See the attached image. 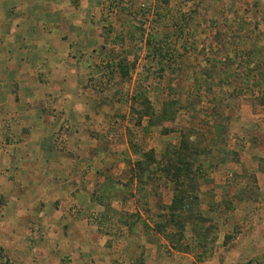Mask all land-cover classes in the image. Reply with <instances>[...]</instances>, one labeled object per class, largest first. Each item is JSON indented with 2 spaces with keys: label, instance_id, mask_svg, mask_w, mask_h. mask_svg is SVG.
<instances>
[{
  "label": "rangeland",
  "instance_id": "rangeland-1",
  "mask_svg": "<svg viewBox=\"0 0 264 264\" xmlns=\"http://www.w3.org/2000/svg\"><path fill=\"white\" fill-rule=\"evenodd\" d=\"M1 1L9 6L8 0ZM60 3L58 7L69 8L62 12V23L69 24L72 20L71 34L78 42L70 40L64 29L55 35H61L67 47L71 45V53L68 51L67 56L56 53L51 61L55 68L45 62L52 58L50 52L47 54L50 57H45L43 62L39 59L40 51L33 52L30 61H24L32 68L22 65L20 59L25 54L21 49L26 46L36 49L38 36L48 42L50 35L44 33H53L54 28L40 27L38 21H33V26L21 36L23 14L4 11L0 13V22L9 16L11 24L0 29V54L4 58L0 60V70L14 68L17 73L26 74L30 82L39 79L44 89L61 87L66 90L63 94L66 96H71L70 91L77 85L82 91L81 102L88 100L87 105L93 109L90 114L104 110V121L109 117V129L102 128L106 134L98 132L104 141L103 148L109 151L117 141L121 151L111 152L113 155L104 159L94 154L89 207L72 211L60 206L64 221L51 232L44 245L40 243L36 216L29 220V235L18 238L23 242L21 247L18 245L20 251H12L9 239L0 235L1 246L5 248H0V264L7 261L11 264H170L182 260L184 264H264V120L229 129L220 118L222 111L210 108L220 101L240 107L241 100L247 104L252 102L255 109L264 107V92L259 89L264 87L260 77L264 66L254 61L249 70L251 56L244 53L238 60L234 55L229 57L232 54L229 47L220 48L229 39L246 42L240 33L244 30L246 38L260 37L257 43L261 46L264 0H61ZM31 16L44 21L49 17L48 14ZM247 20H252L251 24ZM15 23L20 24L17 30ZM235 23L248 27L233 29ZM91 38L98 40L88 44ZM50 47L45 45L47 49ZM4 52L9 54L7 60ZM227 58L233 62L226 64ZM120 64L127 68L126 77L121 75ZM200 64L205 68L212 66L214 78L208 85L204 82L206 77H199V86L196 85L195 77L204 74L191 73ZM232 68L235 69L231 78L223 74L225 69ZM190 74L194 75L192 86L188 83ZM13 76L11 71L0 76V136L4 129L10 133L19 127L15 123L18 119L12 117L17 110L3 105H10L11 99L1 90L15 88L11 84L18 77ZM137 88L145 90L156 110L163 101L174 99L181 110L188 107V112L193 113L188 125L180 122L173 125L175 137L170 142L164 141L166 135L160 128L145 132L137 127L132 110L137 111L139 107L131 100ZM213 113L221 116L213 117ZM56 114L59 111L52 110L51 115ZM143 122L146 124L147 119ZM50 123L56 126L52 146L65 154L74 129L72 118L60 117ZM217 124H220L218 130ZM101 126L100 123L98 127ZM191 127L207 137L206 142L213 146L215 153L203 164L205 174L199 181L197 217L186 219L183 226L179 223L165 226L162 216L167 214L165 208L172 201V185L159 187L152 197L137 200L136 184L128 182L134 160L129 150L132 153L133 144L153 150L159 157L166 148L178 146L180 128ZM96 133L88 132L91 138H96ZM17 143L20 140H11L12 145ZM116 163L126 167L125 173L118 177L109 172ZM102 164L106 165L103 172L96 173ZM6 171L14 173L13 168ZM23 174L27 188L19 193L16 189L10 195L35 198L43 176L48 174L38 171ZM103 176H106L104 180ZM17 181L20 180L15 179L13 184L19 188ZM8 196L0 189V200ZM113 202L118 205L113 206ZM37 210L38 206L31 209L30 216L36 215ZM137 216L140 220L135 219Z\"/></svg>",
  "mask_w": 264,
  "mask_h": 264
},
{
  "label": "crops",
  "instance_id": "crops-1",
  "mask_svg": "<svg viewBox=\"0 0 264 264\" xmlns=\"http://www.w3.org/2000/svg\"><path fill=\"white\" fill-rule=\"evenodd\" d=\"M60 1L61 0H8L6 4L8 3L9 6L7 7V5L2 4L3 1L0 0V13L4 11L8 13L11 11H15L23 14L21 16V28H19L21 36L26 33V30L32 25L33 21H38V23H40V27L46 28V26H48V28L51 30H53L54 28L53 33H44L50 35V40L48 42L47 40L39 38V36L37 37L39 48L36 47V49H31L30 47V49H28V47L26 46L25 48L21 49V51L25 54L24 59H20L22 61V65L27 66L28 64H25L24 61H30L34 56L33 52L40 51L39 59H42L43 62L45 60V57L47 58L48 52H50L52 58L45 60V62L51 67L55 68V64H53V62L51 63V61H54V59L56 58V53H65L66 56L68 51V53H71V45L67 47L66 43H63L64 39H61V35H55L58 30L61 32L64 29V33L67 34L68 38H70V40H74V43L77 44V37H74L71 34L72 20L69 21V24L62 23V12L69 8L68 6H66L65 9H63L62 6L58 7V5L61 4ZM31 14H37V17L48 14L49 17L47 21H44L38 18L35 19V17L31 16ZM55 14L60 16L56 18L54 17ZM6 18L7 19L0 22L1 31L4 28H8L11 24L10 17L7 16ZM251 21L252 20H247L249 24H251ZM252 23V25L255 26V23ZM15 25V28L17 30L20 24L15 23ZM236 25L237 27H235ZM243 27H248V25L239 23L233 24V29H242ZM244 32L245 30L240 33L241 35H243V41L246 40V42L237 43L235 39H229L224 46L220 44V48L222 50H227L229 47V53H232L229 55V57H232L234 55L238 60L241 58V54L247 53L248 56H251L249 57V66H247V68H249L254 61H258L260 62L261 66H264V39L262 41L261 38L260 46L257 43V40L246 38L247 36L244 37ZM44 37H46V35ZM242 37H240V39ZM97 40L98 39L96 38H91L88 44H92ZM82 42L85 41L82 40ZM47 44L51 46L50 49L45 48V45ZM63 46H66L67 49H64ZM4 54L7 57L5 60H7L9 54L8 52H4ZM242 58L245 57L242 56ZM0 60H4L1 54ZM31 66L32 65L29 64L27 68L30 69ZM211 67L212 66L210 64L206 69L208 71H212ZM12 69L14 68H4L0 70V76L2 73L11 71V74L14 73L16 78L18 77L17 79H13L12 81L11 85L15 87L14 89H11L10 91L5 90L3 92V82L1 84V90L3 94L5 93L6 96H10L11 99L10 105H8L9 103L3 105L7 106L8 108H14L17 110L15 114H12V117L13 119L17 118L18 120L15 123L19 124V127L14 131L11 130L10 133L8 130L4 129L1 133L2 136H0V177L6 175L5 177L3 176L0 178V189H3V193L9 195L8 199L4 200L3 198H1L0 200V204L2 205L0 211L3 212V214H0V235H4L9 239L10 249L16 252L20 251V248H18L19 243L20 247L21 245H23V242L19 241L18 238L24 239L29 235V231L31 229L29 220L31 219V217L33 218L36 216L38 223L37 228L41 238L40 243L41 245H44L48 236L51 235V232L57 227H60V223L64 221L62 209H59L60 206H65L66 208L68 207L72 211H77V209L80 208L87 210L91 202V190L93 187L92 178L94 175L93 173L95 172L93 171L94 154H97V157H102L104 159V157L108 158L109 155L112 156L113 154H111V152L116 154L121 150H119L120 146L117 144V141L111 144L109 151L103 148L104 141L101 139V136L98 135V132L106 134L105 130L107 131L109 129L108 125H110V123L108 122L109 117H107V121H104V110H102V112L93 113L92 116L90 113L93 112V109L87 105L88 100H86V102L84 103L81 102L80 97L82 96V91L80 90V88H77V85H75L74 89L70 91L73 94L71 96H66V94L63 95L66 90L61 89V87L44 89L39 79L30 82L29 78H25L26 74H24L23 72L17 73V71ZM51 69L52 68H50L49 70ZM234 69L228 71L225 69V71H223V74L231 78ZM190 75L192 77L194 76L193 74ZM15 76L13 77L15 78ZM199 77H206L204 78L206 80L204 82L208 85L214 78V75H212L211 77H208L207 75L196 76L194 80L197 81L196 85L198 86V82H200L198 79ZM260 77H262L261 81H263L264 73L263 75L261 74ZM195 81L189 79V86H192ZM263 84L262 87L264 86ZM259 89L261 90V92H264V87ZM244 92L246 93L245 90ZM245 97L249 96L245 94ZM220 102L219 104L218 102L215 103L216 106L213 104L210 108L215 107L219 108V110L222 111L223 115L219 116H221V119L226 121V125L229 126V129H233L235 126L240 124L243 125L247 123H254L259 119L264 120V107L258 106L255 109L252 102H249L248 105L247 103H244L243 100H241L240 107L234 104L230 105L228 104V102ZM52 110L59 111L60 114L51 115ZM188 110V107H184L182 108V110H179L176 122L174 124L175 126L178 125V122H180V125H185L188 123L191 115H193V113L188 112ZM214 116L217 118L219 117L218 115L213 113V117ZM60 117H71L74 124L73 134L72 137H70V140L68 142V149L65 154H63V152L56 151L51 142L54 128L56 126L53 123H50V121L56 122V120ZM221 119H219L218 123H220ZM100 123L102 126L98 127ZM217 125L218 127H216L215 129L218 130L220 124ZM262 125H264V123H262ZM262 125L260 123L261 127ZM142 127H146L145 122H143ZM102 128H105V130H103ZM154 128L157 127H150L148 131L152 132ZM89 131L97 132V137H89ZM235 132L237 133L238 131L235 130ZM8 137H11V139L7 140ZM174 137V133H171L170 135L164 136V141L170 142ZM124 138L125 141H128L126 135L124 136ZM236 138L237 137H235V139ZM11 140H20L21 143L12 145ZM8 141L9 144H7ZM129 153L133 158L134 155L130 152V150ZM32 158L36 159V161L33 162ZM104 167H106V165L99 167L98 170H96V173L103 172ZM9 168H13L14 173L9 174L6 171ZM35 171L41 172L43 175L45 173L48 174V176H43V184L38 187L39 194L35 198L17 196L12 197L10 193H16V189L19 190V193L20 190H24V188H27L25 185V175L23 174V172L30 173ZM125 171V165L116 163L109 172L112 176L118 177L121 174L125 173ZM105 178L106 176L102 177L103 180ZM15 179L20 180L17 181L19 183V188H17V186L13 184ZM151 201L152 200L150 199V204ZM115 205L117 206L118 202H113V206ZM36 206H38L37 214H31L33 216H30L29 212L31 211V209L34 210ZM11 222L13 223L10 225ZM3 227L5 228V231L2 230ZM14 230L16 231V233L14 232ZM138 233L139 231L136 234ZM23 247L24 246H22L21 249H24ZM0 248L5 249L3 246H1V243ZM184 263L185 262L182 260L181 262L173 261L170 264Z\"/></svg>",
  "mask_w": 264,
  "mask_h": 264
},
{
  "label": "trees",
  "instance_id": "trees-1",
  "mask_svg": "<svg viewBox=\"0 0 264 264\" xmlns=\"http://www.w3.org/2000/svg\"><path fill=\"white\" fill-rule=\"evenodd\" d=\"M257 40L260 41V37H257ZM224 62L230 64L233 60L227 58ZM251 66L249 70H252ZM119 67L121 68L122 77H126L128 75L127 68L122 67L121 64ZM185 72L183 71V74ZM197 72L203 73L208 77L213 75L212 71H208L201 64L193 68L191 73L195 74ZM261 74L263 75V73ZM191 77L190 79H192ZM131 100L133 103H137L139 107L137 111L132 110L136 115L137 127L145 132L150 127H157L160 128L164 135H169L174 131L173 125L180 110L176 100H165L162 102L161 108L156 110L152 99L141 88L135 89ZM143 119H147L146 127L144 128L142 127ZM179 132L180 140L178 146L166 148V151L159 157L153 150L140 149L131 144L134 160L131 165V176L128 182L136 184V199L139 200L142 197L150 198L157 194L155 193L157 188L166 186L169 183L172 185V201L165 208L167 214L162 216L166 221L165 226H174V223H179L183 226L186 219L191 218V216L197 217L199 181L205 174L203 164L210 155L212 156V153H215L213 146L206 142L207 137L196 128H180ZM135 219L140 220L139 216ZM202 247L204 248V246ZM6 264L11 263L7 261Z\"/></svg>",
  "mask_w": 264,
  "mask_h": 264
}]
</instances>
